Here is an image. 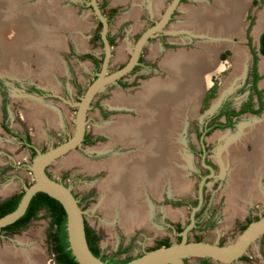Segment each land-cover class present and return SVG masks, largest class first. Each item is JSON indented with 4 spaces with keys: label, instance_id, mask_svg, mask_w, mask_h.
Listing matches in <instances>:
<instances>
[{
    "label": "rangeland",
    "instance_id": "374dc122",
    "mask_svg": "<svg viewBox=\"0 0 264 264\" xmlns=\"http://www.w3.org/2000/svg\"><path fill=\"white\" fill-rule=\"evenodd\" d=\"M51 1L55 3L51 5L49 3ZM95 1L101 7L100 11L109 19V32L113 39L110 44L108 72L119 69L127 62L140 32L147 28L151 21L158 20L170 2L164 1L160 13L148 16L142 14L137 30L132 31L134 21L124 20L122 17L128 11L127 7L118 4L113 6L112 0H104L106 3H103V0ZM88 2L89 0H0V25L4 26L0 31V199L24 191V188L33 182V175L29 169L31 151L11 132L29 136L35 148L45 151L67 140L74 130L77 111L74 104L80 100L96 73L100 71V63L87 58L86 55L100 61L104 54L99 38L100 24ZM202 2L214 5L212 0L180 2L161 33L143 46L140 67L107 84L95 95L86 113V133L89 140L47 166L49 176L69 187L80 200L86 224L98 235L97 246L103 255L108 256L120 248L121 259L134 258L159 247L163 240L169 244L179 242L181 239L179 233L191 222L201 184L204 196L201 206L194 212L198 223L194 222L187 232L189 241L227 245L235 241L249 222L264 217V196L263 200L259 198L251 201L242 215H233L234 212L228 209L230 199L226 192L229 188V174L222 171L216 160L227 137H232L239 127L264 116V104L258 114L242 113L234 118V124L231 126L215 129L204 137L206 157L214 164L213 173L206 178H204L206 168L201 164V146L197 140V134L202 129L201 124L209 119L225 98H228L229 105L236 109L241 108L249 96L256 100L252 89L253 51H257L255 27L264 11V0H257L256 3L254 0H247L241 13L242 35L231 36L229 39L231 46L218 51L216 58L220 67L211 73L194 112L195 115H190L179 131V142L182 143L178 150L180 149L179 154H182L180 158L184 157L186 163L188 162L183 164V170L186 169L184 176L191 183L190 189L179 193L165 185L160 196L147 194L148 198L145 196L143 202L147 203L148 208H144L142 212L149 220L146 219L145 223L133 226L134 228L128 231L121 221L115 218L114 212L107 216L105 209L102 208L101 203L107 196L105 189H102V183L109 173L107 169L100 168L92 172L85 169V162L58 166L60 162L74 154L82 157L84 161H91L90 163L97 165L132 149L119 144L113 145L111 150L105 148V145L110 144V138L102 131L105 125L116 121L120 116H138L129 107L121 108L118 104L116 106L112 99L118 93L135 94L137 90L142 89L144 83L152 81L155 77L165 78L167 73L162 69L161 63L168 52L199 50L203 47L200 42L206 43L214 39L211 36L205 38L193 34L185 28L188 25L185 20L190 19L191 12L197 10ZM42 5H45V8H40ZM187 6L192 11L188 9L186 11L184 8ZM51 9H55V15ZM39 10L43 16V24L38 23L39 20L38 22L33 20V17L39 16ZM58 19H61V22H58ZM62 23L66 25H61ZM180 25L181 28H176ZM55 31L57 34H54ZM8 43L11 44L10 47L7 46ZM236 48H242L247 54L245 69L242 76H238L222 93L225 81L234 72L232 57ZM263 58L264 56L259 55L256 60L259 74L256 87L263 90L264 100V71L259 68V62ZM212 77L217 85L215 96L204 104L203 95L212 84ZM30 95L38 97L33 98ZM34 105L49 110L53 117L51 121L46 115L29 113L30 107ZM253 106H257L256 102ZM35 115L40 122H35ZM32 117L33 119H30ZM3 120L11 132L3 128ZM221 132L226 133L227 137L212 138ZM247 147L249 150L252 149L251 145ZM260 185L264 190V177L261 178ZM257 188L260 189V186ZM49 221L50 218L45 211L41 210L38 218L17 233L0 230V251L15 249L16 252L21 250L27 252L30 249H37L41 253L39 257L41 263H36L56 264L47 235ZM29 261V264H33ZM184 262L264 264V236L256 239L241 259L231 263H220L206 257H187Z\"/></svg>",
    "mask_w": 264,
    "mask_h": 264
},
{
    "label": "bare ground",
    "instance_id": "6f19581e",
    "mask_svg": "<svg viewBox=\"0 0 264 264\" xmlns=\"http://www.w3.org/2000/svg\"><path fill=\"white\" fill-rule=\"evenodd\" d=\"M213 1L214 5L206 2L199 4L197 10L191 12L190 19L185 20L188 23L185 26L187 31L205 38L211 36L213 40L200 42L203 47L199 50L168 52L161 63L162 69L167 73L165 78L155 77L144 83L142 89L135 94L118 93L112 99L116 106L118 104L121 108L129 107L138 116H120L116 121L105 125L102 131L110 137V144L105 145V148L111 150L113 145L119 144L132 149L123 155H112L113 157L110 156L111 158L97 165L84 161L75 154L58 164L61 167L85 162V169L92 172L100 168L107 169L109 173L102 183V189H105L107 196L101 203L102 208L107 216L114 212L115 218L128 231L148 219L142 212L144 208H148L147 203L143 202L145 196L148 198L147 194L158 197L165 185L179 193L191 188V183L184 176L186 169L183 170V164L186 160L184 157L180 158L182 154L178 150L182 143L179 142V131L186 124V119L195 115L211 73L220 67L216 58L218 51L231 46V36L242 35L241 13L247 3V0ZM49 3L53 5L55 2ZM41 8H45V5ZM184 9L192 11L189 6ZM39 11V18L36 15L33 20L42 23L43 16L41 10ZM3 27L0 25V31ZM177 27L181 28V25ZM262 28L264 11L255 29L258 31ZM10 45L7 44L8 47ZM232 62L234 72L225 81L222 93L245 69L247 54L242 48L235 49ZM260 68L264 71V58L260 61ZM30 108L32 110L29 113L46 115L50 121L53 118L51 112L42 106L34 105ZM34 120L40 122L36 115ZM223 137H227V134L217 133L212 138ZM249 142L253 145L251 152L246 150ZM216 160L222 171L229 174V188L226 192L230 199L228 209L234 212L233 215H242L251 201L259 198L263 200L264 190L260 180L264 177V117L254 124L251 122L239 127L237 134L227 137ZM40 254L37 249L27 252L2 249L0 264H29V259L30 263L39 264L36 262H40Z\"/></svg>",
    "mask_w": 264,
    "mask_h": 264
},
{
    "label": "water",
    "instance_id": "95a60500",
    "mask_svg": "<svg viewBox=\"0 0 264 264\" xmlns=\"http://www.w3.org/2000/svg\"><path fill=\"white\" fill-rule=\"evenodd\" d=\"M179 1L180 0H171L168 3L160 18L156 20L153 25L146 28L136 40L132 46L127 62L113 72H108L111 46L107 39V18L102 15L95 0L89 1V6L93 8V11L101 23L100 36L104 48V56L100 64V71L96 73V77L89 84L80 100L74 104L77 107V111L74 130L71 136L62 143L45 151L37 149L36 155L31 158L29 169L33 175V182L24 188L23 195L17 207L13 211L0 217V229L13 223L24 214L35 193L44 192L56 199L62 205L66 213V230L69 249L78 264H107L96 257L88 246L85 237L84 213L78 203V199L69 187L48 175L47 166L57 158L81 146L83 137L86 133V113L95 95L107 84L119 80L132 71L134 66L138 63V58L143 46L150 38L155 37L163 30L171 18L173 11L177 8ZM30 96L37 98L34 95ZM203 181L204 179L202 182ZM201 185L199 187L200 201L197 206L193 208L190 224L179 233L181 236L180 241L169 244L168 246H159L148 250L124 264H185L184 259L187 257H206L220 263H231L243 256L247 248L264 234V217H262L250 222L237 236L235 241L227 245H219L204 241H189L187 232L189 228L194 225V212L195 209L199 208L202 199Z\"/></svg>",
    "mask_w": 264,
    "mask_h": 264
},
{
    "label": "trees",
    "instance_id": "16d2710c",
    "mask_svg": "<svg viewBox=\"0 0 264 264\" xmlns=\"http://www.w3.org/2000/svg\"><path fill=\"white\" fill-rule=\"evenodd\" d=\"M257 1L254 0V3H256ZM109 43L111 44V39L108 37L107 38ZM258 53L264 56V32L260 35V44H259V49H258ZM254 55V64H253V75H254V81H256L258 79V75L256 73V66H255V62L257 59V56L255 54V52L253 53ZM87 58H91L93 61L97 62V63H101L100 61H97L96 59H94L91 55H86ZM216 82H214V84L210 87V89L208 90V92L206 93L204 99H203V103L205 104V102H207L210 98H213L215 96V91H216ZM254 86H255V82H254ZM3 107H5V105L3 104ZM226 107H223L219 110V112L217 113V116L221 115L222 112L226 111ZM246 108H242V111H245ZM226 116H227V122L226 123H214L211 128H209L206 132L209 133L211 129L215 128V127H224L225 125L230 123V120H228V116L229 115H233L235 114L234 111H227L226 112ZM214 117V116H213ZM212 117V118H213ZM211 118V119H212ZM3 127L11 132V130H9L8 127L5 126V124L3 123ZM12 133V132H11ZM15 136H17L20 140H24L23 145L28 147L31 152H32V157H34L36 155V151L34 150V146L33 144H31L30 139L28 138V136L23 137L18 133H12ZM84 141H88L86 140V136L83 139ZM23 192H20L18 194H13L3 200H0V217L13 211L22 195ZM44 210L46 215L50 218L49 221V228H48V239L51 243V251L53 253V258L56 264H78V262L75 260L73 254L71 253V250L69 249V242H68V235H67V230H66V213L62 207V205L54 198L50 197L49 195H47L44 192H37L35 193L24 214L19 217L17 220H15L13 223L6 225L4 227H2L0 230H5L9 233H17L21 230H23L24 228H26L28 226V224L38 218V213ZM85 223V237H86V241L88 243V246L91 250V252L98 258H100V260H102L103 262L107 263V264H124L127 261L131 260L132 258L130 257H126V258H120L119 255L122 253L121 249L119 248L117 251L112 252L110 255L106 256L101 254V252L98 249L97 246V241L99 240L98 235L96 234V232H94V230L89 227L86 224V221H84ZM245 228V226H244ZM243 228V229H244ZM180 240V239H179ZM169 243L166 240H163L162 242L159 243V246H168ZM156 248V247H155ZM151 250V249H150ZM242 258V256L240 257V259Z\"/></svg>",
    "mask_w": 264,
    "mask_h": 264
},
{
    "label": "flooded vegetation",
    "instance_id": "af4514ba",
    "mask_svg": "<svg viewBox=\"0 0 264 264\" xmlns=\"http://www.w3.org/2000/svg\"><path fill=\"white\" fill-rule=\"evenodd\" d=\"M90 1V0H89ZM169 1H171V0H169ZM182 1H184V0H180L179 1V4H180V2H182ZM257 1V0H256ZM89 3V2H88ZM103 3H105V1L103 0ZM178 4V5H179ZM168 5V4H167ZM92 10H93V8L91 7V6H89ZM99 7V9L101 10V7L100 6H98ZM175 11H176V9L173 11V13H172V15H171V18H172V16L174 15V13H175ZM102 13V12H101ZM102 15H104L103 13H102ZM105 16V15H104ZM97 17V16H96ZM106 18H107V21H108V34H107V38L109 37L112 41H113V39H112V37H111V35H110V32H109V19H108V17L107 16H105ZM170 18V19H171ZM98 19V18H97ZM169 19V20H170ZM98 22H99V24H100V31H101V23H100V21H99V19H98ZM154 22L155 21H151V23H150V25L149 26H151V25H153L154 24ZM168 23H169V21H168ZM167 23V24H168ZM148 26V27H149ZM147 27V28H148ZM146 29V28H145ZM145 29H143L142 30V32L145 30ZM255 31H257L256 29H255ZM142 32H140V34H139V36L141 35V33ZM259 32V30L257 31V32H255V33H258ZM264 32V30L263 31H261L260 32V34L258 35V37H257V51H253V53L255 52V54H256V56H257V59H258V56L259 55H261V54H259L258 53V49H259V44H260V35L262 34ZM161 33V32H160ZM99 34H100V32H99ZM139 36L137 37V39L139 38ZM100 38V41H101V36L99 37ZM136 39V40H137ZM150 39H152V38H150ZM149 39V40H150ZM148 40V41H149ZM111 41V42H112ZM109 42V41H108ZM136 42V41H135ZM101 43H102V41H101ZM110 44V43H109ZM103 45V44H102ZM143 49V48H142ZM103 56H104V54L102 55V57H101V61H102V59H103ZM263 56V55H262ZM256 59V60H257ZM253 60H254V55H253ZM141 61H142V51L140 52V56H139V58H138V63L134 66V68L133 69H137V68H139L140 67V64H141ZM101 64V63H100ZM253 64H254V61H253ZM257 62H255V66H256V73H257V75H258V77H259V74H258V71H257ZM252 67H253V65H252ZM259 68H260V62H259ZM132 69V70H133ZM261 69V68H260ZM252 76H253V79H252V89H253V92H254V94H255V101L254 100H252L251 99V96H249V98L243 103V105H242V107L241 108H238V109H236L235 107H233V106H230L229 105V99L228 98H225L220 104H219V106L216 108V110L211 114V116L209 117V119L208 120H206V121H204L202 124H201V130L199 131V133L197 134V140H198V142H199V144H200V146H201V152H200V157H201V164L206 168V173H205V175H204V178H206L207 176H210V174H212L213 173V169H214V164L212 163V162H210L209 160H208V158L206 157V153H207V150H206V148H205V140H204V137L206 136V135H208L210 132H212L213 130H215V129H222V128H225V127H229V126H231L232 124H234V121H235V117H237V116H239V115H241L242 113H246V112H249V113H251V114H258L259 112H260V110L261 109H263V104H264V100H263V96H262V93H263V90H260V89H258L257 87H256V82H257V80L256 81H254V75H253V69H252ZM96 77V76H95ZM254 82H255V86H254ZM214 84V78L212 77V84L209 86V88H207L208 90L210 89V87L212 86ZM208 90L206 91V93L208 92ZM206 93L203 95V99H204V97H205V95H206ZM34 96H36V95H34ZM36 97H38V96H36ZM256 102V105L257 106H253L254 105V103ZM223 105H224V107H226L227 106V108H226V111H224V112H222V114L221 115H219V116H217V117H215L216 115H217V113L219 112V110L223 107ZM246 108V110L245 111H242L241 112V110H242V108ZM3 109H5V107H3ZM227 111H234L235 112V114H233V115H229L228 116V120H230V123L229 124H227V125H225L224 127H215V128H213V129H211L210 130V132L209 133H207L206 134V132H207V130L209 129V128H211V126L214 124V123H217V122H220V123H226L227 122V114H226V112ZM214 116V117H213ZM213 117V118H212ZM264 116H262V118H263ZM212 118V119H211ZM261 118V119H262ZM4 119H5V116H4ZM254 119V118H253ZM261 119H256V120H254V121H252V123L254 124L255 122H258V121H260ZM5 124V120H3V122H2V124ZM248 124H250V123H248ZM7 127V126H6ZM4 128V127H3ZM12 133H14V132H12ZM17 133V132H16ZM222 133V132H221ZM18 134H20L21 136H23L21 133H18ZM229 134V133H228ZM235 134H237V132L235 133ZM234 134V135H235ZM107 135V134H106ZM86 136V140H89V138H88V136H87V133H85V135H84V137ZM18 140H20L17 136H15ZM23 137H26V136H23ZM84 137H83V139H84ZM109 137V136H108ZM28 138L30 139V137L28 136ZM110 138V137H109ZM21 141V144H23V142H24V140H20ZM30 142H31V144H32V141H31V139H30ZM83 142H85L84 140H82V143ZM247 146L248 145H251L252 146V149L251 150H249L248 149V147L246 146V150L248 151V152H251V151H253V145L249 142V143H247L246 144ZM34 146V145H33ZM28 148V147H27ZM35 148V147H34ZM29 149V148H28ZM35 151H37V148H35L34 149ZM31 151V150H30ZM40 151H44V150H40ZM31 154H32V152H31ZM48 173V172H47ZM49 175V174H48ZM203 178V179H204ZM198 195H199V192H198ZM203 196H204V190H203V188H202V198H203ZM76 197V196H75ZM77 198V197H76ZM78 199V198H77ZM202 200L203 199H201V203H202ZM199 201H200V199H199V196H198V198H197V201H196V205L199 203ZM78 203H79V205H80V200L78 199ZM200 203V204H201ZM201 206V205H200ZM199 206V207H200ZM197 216V215H196ZM196 216H194V218H195V224H197L198 223V220H196ZM250 223V222H249ZM248 223V224H249ZM247 224V225H248ZM246 225V226H247ZM245 226V227H246ZM264 236V234L261 236V237H263ZM243 257V256H242ZM240 259V258H239Z\"/></svg>",
    "mask_w": 264,
    "mask_h": 264
},
{
    "label": "crops",
    "instance_id": "0c3cea01",
    "mask_svg": "<svg viewBox=\"0 0 264 264\" xmlns=\"http://www.w3.org/2000/svg\"><path fill=\"white\" fill-rule=\"evenodd\" d=\"M164 1L165 0H119V2H118L116 0H112V5L114 6V5L118 4V5H123V6L127 7L128 11L125 12L122 15V17L124 20L131 19L132 21H134V24L132 25V28H133L132 31H136L138 28V24H139V21L141 19L142 14L148 16V15L160 13L161 9L163 7ZM213 3H214V1H213ZM40 8H41V6H40ZM51 10H52V13L54 14L55 9L54 10L51 9ZM132 15H134V16H132ZM61 25H66V24L62 23ZM61 29L62 28H60V30ZM263 30H264V28H262L261 30H259L258 33H256L257 37L260 34V32ZM253 31H254V29H253ZM54 34H57V31H55ZM82 50L84 51L83 48H82Z\"/></svg>",
    "mask_w": 264,
    "mask_h": 264
}]
</instances>
